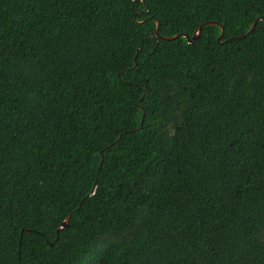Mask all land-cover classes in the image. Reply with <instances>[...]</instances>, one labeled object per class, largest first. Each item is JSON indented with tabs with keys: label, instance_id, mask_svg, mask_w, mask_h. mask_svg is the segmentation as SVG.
<instances>
[{
	"label": "trees",
	"instance_id": "1",
	"mask_svg": "<svg viewBox=\"0 0 264 264\" xmlns=\"http://www.w3.org/2000/svg\"><path fill=\"white\" fill-rule=\"evenodd\" d=\"M0 264H264V0H0Z\"/></svg>",
	"mask_w": 264,
	"mask_h": 264
},
{
	"label": "water",
	"instance_id": "2",
	"mask_svg": "<svg viewBox=\"0 0 264 264\" xmlns=\"http://www.w3.org/2000/svg\"><path fill=\"white\" fill-rule=\"evenodd\" d=\"M261 20H262V19L259 18V19H257V20L253 23V25H252V27H251V29H250L248 35L251 34V33L255 30L257 23H258L259 21H261ZM207 25L218 26V27L221 28V35H220V37H219V39H218V41L221 43V40H222L223 37H224V32H225V30H224V27H223L222 24H220V23H218V22H215V21L207 22V23H205V24H202V25L196 30V32L194 33V35H193L192 37H190V36H188V35H186V34H180V35H177V36H174V37H164V36H161V35L158 34L160 24H159V22L157 21V28H156V32H155V33H156L157 37H158L160 40L172 41V40H175V39H177V38H179V37H184V38H186L187 41L191 44V43H193L194 41H196V40H198V39L200 38L201 33H202V29H203L205 26H207ZM234 40H236V38H230V39H228L226 42H232V41H234ZM66 227H67V221L64 223V225H63L62 228H66Z\"/></svg>",
	"mask_w": 264,
	"mask_h": 264
}]
</instances>
